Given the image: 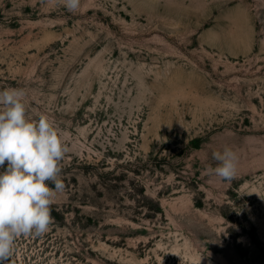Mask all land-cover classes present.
<instances>
[{
  "label": "rangeland",
  "instance_id": "rangeland-1",
  "mask_svg": "<svg viewBox=\"0 0 264 264\" xmlns=\"http://www.w3.org/2000/svg\"><path fill=\"white\" fill-rule=\"evenodd\" d=\"M8 88L69 148L8 264H264V0H0Z\"/></svg>",
  "mask_w": 264,
  "mask_h": 264
},
{
  "label": "clouds",
  "instance_id": "clouds-1",
  "mask_svg": "<svg viewBox=\"0 0 264 264\" xmlns=\"http://www.w3.org/2000/svg\"><path fill=\"white\" fill-rule=\"evenodd\" d=\"M61 2L69 12L80 7V0ZM25 95L18 88L0 91V264H8L15 238L49 231L50 206L64 190L59 162L69 151L67 133L44 115L30 120ZM213 158L218 166L208 173L231 181L237 174V154L226 147Z\"/></svg>",
  "mask_w": 264,
  "mask_h": 264
}]
</instances>
